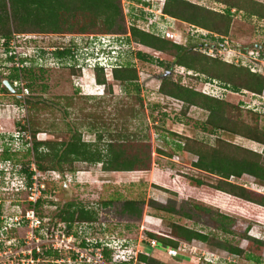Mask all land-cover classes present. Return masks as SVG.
Segmentation results:
<instances>
[{
    "label": "rangeland",
    "instance_id": "obj_1",
    "mask_svg": "<svg viewBox=\"0 0 264 264\" xmlns=\"http://www.w3.org/2000/svg\"><path fill=\"white\" fill-rule=\"evenodd\" d=\"M143 1H148L150 6L144 7L140 3L120 0L124 18L121 25L126 30L135 23L138 27L158 35L163 34L164 37L167 32L171 33L170 40L182 45H187V41L192 37L195 44L205 43L202 51L210 56L239 65H247L255 71L264 72V20L251 18L243 12L236 13L229 35L223 41L220 38L212 40L206 31L173 18H168L164 23L158 21L155 29L152 30L151 24L159 20L163 2L162 0ZM188 1L215 11L224 9L223 5L211 0ZM255 1L264 5V0ZM140 9L145 11L144 20H140ZM149 11L155 15L152 19L150 15L153 14H150ZM131 17H137V20L132 21ZM107 33L118 34L117 32ZM118 35H120L118 36L119 40L115 41L117 45L123 47L119 55L121 63L130 64L136 70L137 82L135 85H138V90L136 91L131 84L120 85L113 82L110 94L105 88L104 91L102 90L103 97H91V99L75 96V94L80 92L79 95H81L88 90L91 91L90 94H94L95 91L96 93L101 92V87L93 84L94 72L86 71L83 78L78 79L81 72L68 67L60 65L52 67L54 64H50L48 69L39 67V65L46 66L47 61H44L46 55L57 48L66 47L67 41L71 42L72 38L70 37L73 35L58 36L43 35L42 33L32 35V33H27L21 34L16 41L13 39L20 60L27 56L30 58V62L25 63L26 67L31 66L27 69H32L38 79L34 81L32 88H27L29 96L26 97L42 96L35 100L45 99L56 107L57 117L61 118L56 123L60 127L65 123L71 124L74 120L71 115L72 120L64 117L67 115L65 111L70 113L71 109L73 111L76 108L77 110L83 109L84 115H87V112L94 110V113L102 118L99 121L100 125L91 131L88 130L89 127L82 128L83 141L104 147L105 143L109 141L107 133L120 128L126 132L134 133L137 138L145 136L152 145L153 163L148 172H103L100 164L88 166L78 163L75 164L78 170L74 174L35 173L34 177L37 178L40 185L44 186L41 196L43 203L36 209V215L42 223L41 229L36 232L38 234L36 237L41 239L45 229L54 225L57 228L66 229L70 233H76V238L79 240L92 244L98 243L101 247L108 249L110 255L103 257L99 262H90V264H122L119 261L122 259V261H128L129 254L132 255L129 264H143L137 261V255L141 253L166 264H264V249L258 258L249 255L246 250L248 241L244 239L245 235H249L264 240V222L250 221L248 216L244 215L246 212L244 209L235 208L223 196H219L217 193L208 194L202 192L201 187H195L193 179H201L206 183L214 184L216 178L206 176L192 167L196 157L178 148V145L182 144L177 137L182 136L209 145H213L216 138H221L257 152L262 151V146L237 136L212 132L205 126L207 116L205 111L193 107L184 115V105L161 95L158 88L163 79H170L201 92L205 91L229 103L240 104L246 109L259 110L262 113L261 128H264V92L261 95L250 92H234L219 82H211L204 76H197L184 68L175 66L172 70L166 69L159 63L167 65L172 61V57L128 42L129 34L127 36ZM214 44L218 47L214 48ZM42 48L47 49L46 53L40 51ZM138 52L148 55L152 61L140 62L136 55ZM12 53L14 52L10 49H0V155L7 144L13 149H17V147L20 149L16 155L11 153L8 160H0V215L2 216L0 239L6 245L3 250L5 254L0 256V261L4 262L9 257L6 256L8 252L14 253V250H18L29 231L26 224L13 223V218L33 208V204H29L27 201V190L24 189L27 179L21 172V168L25 167L24 163L31 158L26 155L24 147L20 146L24 143V138L20 143H16L11 137L17 131L16 123L19 121L22 124L25 115V110L14 101L26 97L2 90V83L7 81L13 73L11 68L14 64L12 59H9ZM32 53L37 55V59L36 55ZM21 63L23 62L21 61ZM25 64L22 65L25 66ZM39 70H43V72ZM107 78L110 79V76ZM14 80L20 81L23 87L27 85V81L22 76L19 80ZM79 83L81 85L87 83L90 87L87 89L85 87L82 91ZM64 97H73L74 105L71 103V106H76V108L68 109ZM134 97L141 101L135 100ZM131 109L138 111L139 115L136 119L130 118L125 124L119 118L121 117L120 111L130 113ZM75 115L80 117V111ZM51 119L50 113L44 116L46 123ZM102 122L106 124L109 122L111 125L104 127ZM98 134L103 135L102 140H98ZM37 139L44 141L54 139V136L44 132ZM182 177L189 179H185V183H183ZM232 181L264 193V189L259 187L251 177L243 176L241 179H232ZM55 186H61L60 191L54 189ZM126 201L143 203L140 205L142 212L140 218H133L121 212V207ZM106 203L110 204L105 205ZM68 205L75 208L84 207L92 212L96 217L95 223L92 225L73 223L71 228H68L57 216L59 211ZM162 206L168 207L172 211L169 213L159 211L158 208ZM184 214L190 215L191 218L187 219ZM220 215H225L228 219L223 220ZM173 223L206 234L208 236L207 243L195 240L191 243H179V249L176 252L158 247V242L154 246L148 233L159 236L169 235V226ZM221 226L227 231H222ZM7 243L10 244L7 245ZM37 245L41 246V244L29 241L30 247ZM221 245L238 247L243 253L232 255L221 248ZM52 257L49 255L44 259L46 261H40L39 264L63 263L60 262V258L56 260ZM54 260L59 262H49ZM64 264L68 263L64 262Z\"/></svg>",
    "mask_w": 264,
    "mask_h": 264
},
{
    "label": "trees",
    "instance_id": "obj_2",
    "mask_svg": "<svg viewBox=\"0 0 264 264\" xmlns=\"http://www.w3.org/2000/svg\"><path fill=\"white\" fill-rule=\"evenodd\" d=\"M128 1L136 4L140 3L144 7L150 6L148 1ZM211 1L223 5L224 9L215 11L188 0H162L161 15L159 20L151 24V29H155L158 21L164 23L168 18H173L206 31L212 40L220 38L223 41L229 35L234 14L243 12L251 18L264 20V5L258 1ZM156 5L158 6V4ZM140 10L141 19H138L144 20L145 11ZM150 17L153 18L154 14ZM123 20L120 0H0V49H10V43L13 39H16L18 35L27 33L75 36L95 33L106 34L107 32L126 35L128 32V42L142 45L172 57V61L167 65L159 63L160 66H164L166 69L172 70L175 66L184 68L188 72L197 74V76H204L205 79L211 82H219L234 92H250L255 95H261L264 92V72L255 71L247 65H239L210 56L202 51L205 43L195 44L192 37L191 40L187 41V45H182L165 38L163 34L158 35L138 27L135 23L131 24L126 30L121 25ZM131 20H137V17H131ZM73 46L74 44L71 43L64 50L57 49L47 54L45 59L47 61H51L53 58L62 59L71 54ZM215 47L217 48L218 45L215 46L214 44ZM136 55L140 62L152 61L144 53L138 52ZM11 69L13 73L7 79L9 82L20 79V76H22L27 81L25 86L30 88L34 81L38 80L32 69L15 67ZM39 71L43 72V70ZM76 71L78 72V70ZM94 75L98 84L106 86L108 94L112 92L113 82L120 85L131 84L136 91L138 90V85H135L137 72L130 64L124 63L121 67L114 69L110 79H106L101 70H95ZM2 90L9 93L4 86H2ZM158 92L165 97L182 103L185 108L184 115L193 107L205 111L207 113L205 126L212 132L237 136L262 146V151L257 152L221 138H216L214 144L209 145L198 140L182 136L177 137L182 144H179L178 148L196 157L192 167L206 176L216 178L214 184L206 183L201 179H193L195 187H201L202 192L208 194L217 193L219 196H223L235 208L244 209L246 211L244 215H247L250 221L264 222V193L232 181V179H241L243 176H248L264 189V128L260 126L262 113L256 109H246L240 104L229 103L205 91L201 92L184 86L179 81L174 82L170 79L161 81ZM76 95L91 99L90 96L79 95L78 92ZM39 98H42V96L32 95L14 101L15 104L25 110L24 122L22 124L19 121L16 123L17 131L21 134H28L30 137L29 141L26 140L20 145L24 147L26 155L31 158L24 163L25 167L21 163L23 166L21 172L26 176L27 187L31 184L35 172L40 174L51 172L74 174L78 170L75 164L78 163L88 166L100 164L103 172H148L151 170L153 163L152 145L145 136L137 138L134 133L119 128L114 132L107 133L109 141L105 143L104 147H100L96 143L85 142L82 139V128L89 127L88 130L91 131L100 125L99 121L102 119L94 113V110H90L87 115H84L83 109L77 110L76 106H71V103L74 105L73 97H64L67 108L75 107L76 109L74 111L71 109L70 113L65 111L67 115L64 117L69 120H72L73 117L74 120L71 124L65 123L60 127L56 123L61 120L57 117L56 107L49 104L45 99L35 100ZM134 99L141 101L139 98L134 97ZM78 111H80V117L75 115ZM129 112L120 111L121 117L119 118L125 124L130 118L136 119L139 115L138 111L133 109ZM47 113H50L52 119L46 123L44 116ZM101 124L104 127L111 125L109 122L107 124L102 122ZM44 132L54 136V139L38 140L37 134ZM97 136L98 140H102V134ZM19 151L18 147L13 149L7 144L3 148L0 160L6 161L11 153L16 155ZM185 179L189 178L182 177L183 183H185ZM60 188L61 186L54 187L57 191H60ZM42 203L43 199L40 198L34 208L37 209ZM107 204L110 203L105 205ZM142 204L136 201H126L121 207V212L133 218H140L142 215L140 205ZM73 207L68 205L57 214L68 228H71L70 226L73 223L82 225L95 223V214L84 207ZM158 209L166 213L172 211L169 210L170 208L163 206ZM235 211L237 212V210ZM184 216L187 219L191 218L188 214H184ZM220 218L223 220L228 219L225 215H220ZM1 220L2 218H0V223ZM51 226L55 227L54 225ZM169 227V235L159 236L148 233V237L158 242V247L174 252L179 249V243H191L194 240L202 243L208 241V236L199 231L175 223ZM221 230L227 231L222 226ZM244 239L248 241L247 253L258 258L264 249V240L249 235H245ZM82 246H85L84 241ZM96 246L99 247L100 245L97 243ZM221 246L232 255L243 253L238 247ZM109 253L108 249L104 247L103 256L106 257L110 255ZM49 254L51 255V253ZM249 255L248 257H251ZM56 257V255H53V258ZM137 261L143 264H166L144 255V253L137 255ZM129 262L119 261L122 264H129Z\"/></svg>",
    "mask_w": 264,
    "mask_h": 264
},
{
    "label": "built area",
    "instance_id": "obj_3",
    "mask_svg": "<svg viewBox=\"0 0 264 264\" xmlns=\"http://www.w3.org/2000/svg\"><path fill=\"white\" fill-rule=\"evenodd\" d=\"M149 12L150 14H153V12ZM118 36L120 35L90 34L75 35L70 37L72 39H70L71 42L67 41V46H70L71 43H73L74 46L71 48V54L65 57L66 65L80 71L81 73L90 70H93L94 72L95 70H101L106 78L107 76L111 77L112 71L122 65L119 55L120 50H122L123 47L117 45L115 41L119 40ZM165 37L170 39L171 33L167 32ZM14 40L16 41V39ZM14 40L10 43V50L14 52L10 54V57H13L12 63L14 66L21 68L23 65L19 59V55L17 54V47ZM111 45H116V47H112ZM104 48L114 49L111 52V56H107L105 53H102ZM59 49L64 50V48ZM13 86L15 88H20V94L22 96L28 95L27 89L20 84V81H14ZM25 138L30 140V137L27 134L25 135ZM21 139L22 134L16 131L14 140L16 142H20ZM25 190H27L26 193L28 195V203L33 204L34 206V204L41 197L44 186L40 185L37 178L32 176V182L27 188H25ZM24 212L25 213L20 216H15L13 218V223L17 225L26 224L29 228L27 236L18 250H14V253L8 252L6 256L9 257L6 262L0 261V264H39L40 261H46L44 259L49 257V253H51L52 256L56 255L59 257L60 262H63L62 264H64V262H67L68 264H90V262H99L104 257L102 254L104 247H98L96 246L97 243L92 244L86 241H84L85 246H82L83 241L76 238V233H70V231L63 228L60 229L48 226L41 239L40 237L37 238L36 235L38 234L36 232L41 229L42 223L37 217L34 208ZM0 218L2 217L0 216ZM29 241L41 244V246L37 245L36 247H30ZM3 243L4 241L0 239V256L5 254L3 250L6 248V245ZM8 244L10 243H7V245ZM152 244L155 245V241H153ZM7 248L9 249V247ZM63 257L65 258L63 259ZM56 260L49 262H59Z\"/></svg>",
    "mask_w": 264,
    "mask_h": 264
},
{
    "label": "clouds",
    "instance_id": "obj_4",
    "mask_svg": "<svg viewBox=\"0 0 264 264\" xmlns=\"http://www.w3.org/2000/svg\"><path fill=\"white\" fill-rule=\"evenodd\" d=\"M156 1H158V0H156ZM32 35H35V34H32ZM18 38H20V35H18L17 37H16V40L18 39ZM67 46V45H66ZM112 47H116V45H111ZM65 48V47H64ZM58 50H60L59 48H57ZM57 49H55V50H57ZM45 50H47V49H44V48H42V49H40V51L42 52V53H46V51ZM54 50V51H55ZM112 50H114L113 48H110V49H106V48H104L102 51V53H105L107 56H111V52H112ZM50 52V51H49ZM51 52H53V51H51ZM50 52V53H51ZM32 54H34V53H32ZM49 54V53H48ZM34 55H36V54H34ZM66 57V56H65ZM65 57H63L62 59H51V61H47L45 58H44V61H47V64H46V66H43V65H39V67L42 69H48L49 68V65L50 64H54V66H52V67H56V66H61V67H68L67 65H66V60H65ZM9 59H12L13 60V57H9ZM19 59H20V57H19ZM25 59H27V60H25ZM29 57L27 56L26 58H24V59H21L20 61H22L23 63H25V62H27V61H29ZM36 59H37V55H36ZM30 62V61H29ZM22 63V64H23ZM19 68V67H16V66H12V68ZM31 66H29V67H26V65L25 66H23V67H21L20 69H27V68H30ZM68 68H72V67H68ZM91 72H94L93 70H90ZM86 72V71H85ZM84 72V73H85ZM84 73H81V76L80 77H78V79H82L83 78V76L85 75ZM95 73V72H94ZM86 79V78H85ZM106 79H109V78H106ZM19 80V79H18ZM14 81H16V80H14ZM14 81H12V82H9L10 83V85L12 86V88L14 89V93H16V94H18V95H21L20 94V88H15L14 86H13V82ZM93 81V84L94 85H96V86H98V87H101V92L100 93H96V91H95V93L94 94H90L91 93V91L90 90H88L86 93H82L81 95H85V96H90V97H103L104 96V89L106 88V86L105 85H102V84H98L97 82H96V78H95V75H94V79L92 80ZM80 85H79V87H80V89H82V91L84 90L83 88H85L86 87V89L88 88V87H90L87 83H84V84H82L81 85V83H79ZM2 85H3V83H2ZM4 86V85H3ZM5 87V86H4ZM26 89L28 88V87H26V86H24ZM6 88V87H5ZM95 88V87H94ZM103 90V91H102ZM8 91V90H7ZM9 92V91H8ZM85 92V91H84ZM10 93V92H9ZM80 93V92H79ZM26 96H29V93H28V95H26ZM26 96H24V97H26ZM23 110H24V108H22ZM42 133H40V134H37V137L39 136V135H41ZM25 135L26 134H22V139L24 138V141H26L27 139L25 138ZM28 135V134H27ZM11 137L14 139V135H11ZM27 141H29V140H27ZM33 170H35V169H33ZM36 173V172H35ZM51 173H56V172H51ZM34 176V175H33ZM25 188H27V186H26V183H25V185H24V189ZM44 192V190L42 191V193ZM41 196H42V194H41ZM41 198V197H40ZM39 198V199H40ZM37 203V202H36ZM35 203V204H36ZM35 204H34V206H35ZM34 206H33V208H34ZM34 210L36 211V209L34 208ZM1 216V215H0ZM2 217V216H1ZM156 243V242H155ZM155 246V245H154ZM122 251H124V250H122ZM169 251H172V250H169ZM116 253H117V251H116ZM130 260H132V255H130L129 254V256H128V261H122V262H129Z\"/></svg>",
    "mask_w": 264,
    "mask_h": 264
},
{
    "label": "water",
    "instance_id": "obj_5",
    "mask_svg": "<svg viewBox=\"0 0 264 264\" xmlns=\"http://www.w3.org/2000/svg\"><path fill=\"white\" fill-rule=\"evenodd\" d=\"M3 85L6 87V89L11 93L14 94V89L12 88V86L10 85V83L8 81H4Z\"/></svg>",
    "mask_w": 264,
    "mask_h": 264
},
{
    "label": "crops",
    "instance_id": "obj_6",
    "mask_svg": "<svg viewBox=\"0 0 264 264\" xmlns=\"http://www.w3.org/2000/svg\"><path fill=\"white\" fill-rule=\"evenodd\" d=\"M123 173H129V172H123ZM135 173H137V172H135ZM138 173H140V172H138Z\"/></svg>",
    "mask_w": 264,
    "mask_h": 264
}]
</instances>
